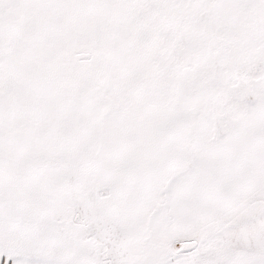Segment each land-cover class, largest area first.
I'll return each instance as SVG.
<instances>
[{
    "label": "snow or ice",
    "instance_id": "obj_1",
    "mask_svg": "<svg viewBox=\"0 0 264 264\" xmlns=\"http://www.w3.org/2000/svg\"><path fill=\"white\" fill-rule=\"evenodd\" d=\"M0 264H264V0H0Z\"/></svg>",
    "mask_w": 264,
    "mask_h": 264
}]
</instances>
